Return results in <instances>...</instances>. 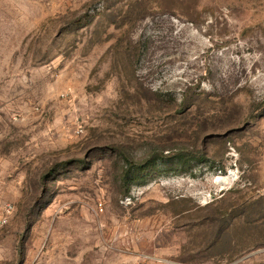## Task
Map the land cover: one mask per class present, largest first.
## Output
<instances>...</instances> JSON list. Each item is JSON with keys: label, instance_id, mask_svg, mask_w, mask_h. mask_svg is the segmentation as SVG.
Wrapping results in <instances>:
<instances>
[{"label": "rangeland", "instance_id": "1", "mask_svg": "<svg viewBox=\"0 0 264 264\" xmlns=\"http://www.w3.org/2000/svg\"><path fill=\"white\" fill-rule=\"evenodd\" d=\"M0 264H264V0H0Z\"/></svg>", "mask_w": 264, "mask_h": 264}, {"label": "bare ground", "instance_id": "2", "mask_svg": "<svg viewBox=\"0 0 264 264\" xmlns=\"http://www.w3.org/2000/svg\"><path fill=\"white\" fill-rule=\"evenodd\" d=\"M215 182L220 186V187H226L227 185L230 184L231 182V176L226 175V176H218L215 179Z\"/></svg>", "mask_w": 264, "mask_h": 264}, {"label": "trees", "instance_id": "3", "mask_svg": "<svg viewBox=\"0 0 264 264\" xmlns=\"http://www.w3.org/2000/svg\"><path fill=\"white\" fill-rule=\"evenodd\" d=\"M130 160H131V158L129 156H126V161L130 162ZM132 164L135 165L134 168H136V169H138V168L141 169L143 166V163H141V162L136 163V161H133Z\"/></svg>", "mask_w": 264, "mask_h": 264}]
</instances>
